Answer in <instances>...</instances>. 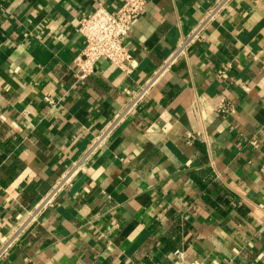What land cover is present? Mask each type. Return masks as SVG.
Listing matches in <instances>:
<instances>
[{"label": "crops", "instance_id": "crops-1", "mask_svg": "<svg viewBox=\"0 0 264 264\" xmlns=\"http://www.w3.org/2000/svg\"><path fill=\"white\" fill-rule=\"evenodd\" d=\"M123 1L0 0V244L78 165L0 264H264V0H229L83 159L221 0H147L132 72L77 82L79 19Z\"/></svg>", "mask_w": 264, "mask_h": 264}, {"label": "built area", "instance_id": "built-area-1", "mask_svg": "<svg viewBox=\"0 0 264 264\" xmlns=\"http://www.w3.org/2000/svg\"><path fill=\"white\" fill-rule=\"evenodd\" d=\"M228 1L221 0L209 9L204 18L184 36L174 52L138 86L129 97L125 108L116 112L102 133L94 138L83 159L93 155L106 144L116 126L146 99L162 75L175 63L178 57L185 55L188 47L200 38L206 25L215 18ZM147 5V0H125L115 11H109L102 3H97L92 12L79 19L77 31L83 38L84 46L74 58L77 82L83 81L94 72L99 59L108 60L125 74L132 72L135 61L131 53L122 44V40L128 35L134 22L144 13ZM46 100L53 105L55 104L50 97H46ZM77 170L78 165L76 164L67 170L55 187L19 220L15 228L0 244V261L6 257L23 233L38 221L42 211L52 204L55 195L62 186L69 182ZM174 255L179 261L178 264H193L182 250H176Z\"/></svg>", "mask_w": 264, "mask_h": 264}]
</instances>
